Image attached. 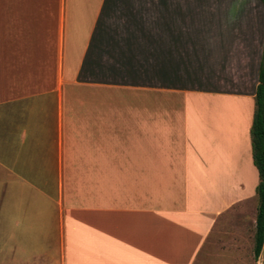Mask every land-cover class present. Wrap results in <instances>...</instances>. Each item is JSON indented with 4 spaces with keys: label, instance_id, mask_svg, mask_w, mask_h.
<instances>
[{
    "label": "crops",
    "instance_id": "1",
    "mask_svg": "<svg viewBox=\"0 0 264 264\" xmlns=\"http://www.w3.org/2000/svg\"><path fill=\"white\" fill-rule=\"evenodd\" d=\"M263 52V0H0L3 264H264Z\"/></svg>",
    "mask_w": 264,
    "mask_h": 264
},
{
    "label": "trees",
    "instance_id": "2",
    "mask_svg": "<svg viewBox=\"0 0 264 264\" xmlns=\"http://www.w3.org/2000/svg\"><path fill=\"white\" fill-rule=\"evenodd\" d=\"M259 78L260 83L256 94V110L251 129L253 159L260 176V181L257 187L259 204L255 246L256 257L260 254L264 243V52Z\"/></svg>",
    "mask_w": 264,
    "mask_h": 264
},
{
    "label": "rangeland",
    "instance_id": "3",
    "mask_svg": "<svg viewBox=\"0 0 264 264\" xmlns=\"http://www.w3.org/2000/svg\"><path fill=\"white\" fill-rule=\"evenodd\" d=\"M9 242L1 241L0 239V264H3V261L9 256Z\"/></svg>",
    "mask_w": 264,
    "mask_h": 264
}]
</instances>
